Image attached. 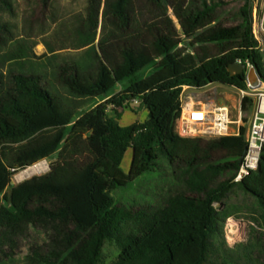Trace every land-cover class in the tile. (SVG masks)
Masks as SVG:
<instances>
[{
	"label": "trees",
	"instance_id": "obj_1",
	"mask_svg": "<svg viewBox=\"0 0 264 264\" xmlns=\"http://www.w3.org/2000/svg\"><path fill=\"white\" fill-rule=\"evenodd\" d=\"M255 1L239 0L229 13L214 0H85L62 21L57 0H38L36 21L41 32L48 22L57 26L55 44L19 36L0 17V264H102L112 242L114 264H215L213 241L222 236L215 205L235 189L256 201L264 224V146L257 170L237 183L245 126L213 139L181 138L175 130L184 86L246 90L245 74L228 70L236 60L263 76L251 32ZM0 11L13 14L10 0H0ZM34 19L35 11L27 24ZM133 101L147 119L122 126V110ZM252 104L243 98L241 112ZM42 160L48 172L11 184ZM162 167L173 185L154 209L115 203L113 191ZM32 232L44 239L16 260Z\"/></svg>",
	"mask_w": 264,
	"mask_h": 264
},
{
	"label": "rangeland",
	"instance_id": "obj_2",
	"mask_svg": "<svg viewBox=\"0 0 264 264\" xmlns=\"http://www.w3.org/2000/svg\"><path fill=\"white\" fill-rule=\"evenodd\" d=\"M214 1H221L224 3L225 5L223 6L222 11L229 13L233 12L238 6L243 4L242 2L239 3V0ZM10 2L13 14L8 11H0V17L14 26V32L17 35L24 37L29 35L38 42L46 40L52 44L56 43L53 39V34L57 26L50 25L48 22L45 32H41L40 23L39 21H36V19L42 18L43 14V10L38 6V0H10ZM84 3L85 0H57L56 7H58L59 13L62 16L61 20H68L72 14L82 11ZM263 3L264 0H256L254 7L259 11ZM33 11H35V23L33 27H31L27 24V19ZM44 52L45 49L41 44L35 48V53L38 55ZM148 72L149 70L145 71L143 77L146 76ZM192 92L195 93V98L197 100L229 107L231 121L234 122L237 120L241 101V95L237 89L222 85H211L204 90H194ZM107 114L111 118L115 117L112 108L107 109ZM241 118H246L247 122L243 123V121H241L240 126H245L247 128L251 118V112H241ZM146 119L147 110L138 102L133 101L122 110L120 124L122 126H127L134 122L142 123L146 121ZM231 128L235 129L236 126L232 125ZM43 161L47 163L48 169L41 174H44L49 170L50 162L47 160H42L40 162ZM130 161L131 151L129 150L125 154L121 164V169L124 173L128 172ZM20 172L21 171L15 173L14 176L18 175ZM14 176L11 179L12 185L24 181H16ZM30 178L31 177L27 179ZM172 185L173 180L170 177V171L166 167H162L155 175L139 179L129 190L113 191L112 196L115 203L118 205H123L131 209L150 211L159 204L162 195H164L167 189ZM215 208L220 212L221 220L219 221L218 228L222 230V236H219L218 239L213 241L214 249L210 255V261L215 264H221L222 255H228L230 256L231 261H233L230 264H264V224L261 221V210L256 201L252 197L245 195L242 191L235 189V191L227 196L222 205L217 204L215 205ZM231 221L237 226V242H232L227 233V225ZM131 228L132 225L127 224L123 227V232L127 233ZM43 239V235L32 232L29 240L21 242L19 249L15 252L14 258L16 260H21L28 253V246L32 241L40 242ZM223 240L225 246L222 244ZM249 246L254 247L251 248L252 253L247 255L244 252V248ZM118 253V248L115 242L107 244L103 250L102 264H114Z\"/></svg>",
	"mask_w": 264,
	"mask_h": 264
},
{
	"label": "built area",
	"instance_id": "obj_3",
	"mask_svg": "<svg viewBox=\"0 0 264 264\" xmlns=\"http://www.w3.org/2000/svg\"><path fill=\"white\" fill-rule=\"evenodd\" d=\"M251 32L262 55L263 76L260 75L258 88L251 89L246 83V90H238L241 100L246 97L251 99L253 104L245 135L247 149L234 180L237 183L249 172L257 170L264 146V3L259 11L256 7L253 8ZM235 63L243 64L240 60H236ZM244 65L246 69L255 68L249 62ZM189 91L190 87L184 86L180 94V114L175 122V130L179 137L213 139L238 135L242 121L241 110L237 120L233 122L229 107L197 100L195 94ZM232 125L236 128L232 129Z\"/></svg>",
	"mask_w": 264,
	"mask_h": 264
},
{
	"label": "bare ground",
	"instance_id": "obj_4",
	"mask_svg": "<svg viewBox=\"0 0 264 264\" xmlns=\"http://www.w3.org/2000/svg\"><path fill=\"white\" fill-rule=\"evenodd\" d=\"M47 169H48L47 163L39 162L21 171L18 175H15L14 177L16 181H21L33 175L41 174L45 172ZM227 233L232 242H237L238 230H237V226L232 221L227 225Z\"/></svg>",
	"mask_w": 264,
	"mask_h": 264
},
{
	"label": "water",
	"instance_id": "obj_5",
	"mask_svg": "<svg viewBox=\"0 0 264 264\" xmlns=\"http://www.w3.org/2000/svg\"><path fill=\"white\" fill-rule=\"evenodd\" d=\"M228 70L231 75L245 74V80L249 88L256 89L260 86L261 76L255 68L246 69L244 64L233 63Z\"/></svg>",
	"mask_w": 264,
	"mask_h": 264
},
{
	"label": "crops",
	"instance_id": "obj_6",
	"mask_svg": "<svg viewBox=\"0 0 264 264\" xmlns=\"http://www.w3.org/2000/svg\"><path fill=\"white\" fill-rule=\"evenodd\" d=\"M192 91H194V89L190 88V93L195 94V93L192 92ZM119 123H120V121H119ZM120 125H121V124H120Z\"/></svg>",
	"mask_w": 264,
	"mask_h": 264
}]
</instances>
